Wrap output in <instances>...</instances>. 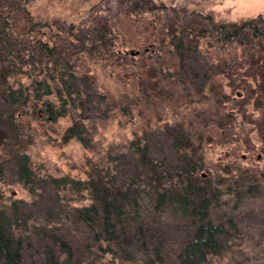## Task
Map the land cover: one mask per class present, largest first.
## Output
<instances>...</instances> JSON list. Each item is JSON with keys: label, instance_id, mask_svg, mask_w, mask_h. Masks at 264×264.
Returning <instances> with one entry per match:
<instances>
[{"label": "rangeland", "instance_id": "1", "mask_svg": "<svg viewBox=\"0 0 264 264\" xmlns=\"http://www.w3.org/2000/svg\"><path fill=\"white\" fill-rule=\"evenodd\" d=\"M152 1L156 6L164 5L167 10L126 14L124 9L129 6V0H0V30L5 25L6 45L12 49L16 48L14 36L20 34L22 40V37L31 36L34 31H41L45 35L43 38L49 39L50 36H65L70 26L76 31L93 27L101 31L102 28L108 32L106 40L114 44L111 49L119 47L121 52L132 56L133 59L129 60L140 65L137 71L145 76L141 81L143 83L133 91L127 80H123L125 86L120 85V80L116 79L113 69L109 67L111 49L107 53L105 49L100 56L82 52L76 55L78 46L71 49L72 56L78 58L75 62L82 65L88 77L95 80V93L107 97L110 103L122 100L120 105L123 109H114L110 105L108 108L104 103L100 106L94 100L95 103L89 104L86 110L77 108L54 121L47 120L39 105L34 110L24 111L26 113L19 124L23 126L22 135L16 137L17 134L11 130L7 137L2 138L0 135V163L4 167V177L0 180V209L8 208V212H11L14 205L21 219L28 218L29 223L37 225L53 221L60 211L62 218H68L69 228L74 225L72 209L88 204L89 194L82 189L84 198L80 199L77 190L70 187L69 183L57 186L52 180L83 183L91 180L98 169L107 168L112 174L113 167L118 163L122 177L117 174V179L131 181L139 192H150L158 185L159 174L149 173L150 178H147L135 170L131 145L143 147L146 144L155 162L174 165L180 153L176 154L169 148L168 135L173 134L181 140L183 135L178 132L181 130L188 134L189 143L186 145L184 142L187 155L199 160L200 167L196 174L200 181L197 180V184L200 186L218 179L224 183L219 187L210 211L211 222L223 224L225 228L226 232L220 238L223 249L204 264H264V138L260 137L262 134L256 125L261 108L255 104L254 98L244 102L242 109L233 105L234 101H241L242 97L234 95L227 87L228 79L223 75L213 76L211 80L219 86L216 87L218 90L222 88L226 96L217 98L210 92L204 76L198 75L195 65L192 66L194 80L187 79V84L184 80L177 83L179 77L173 66L178 63L177 58L171 54L164 56L156 50L144 54L143 50L149 47L142 48L146 45H143L146 33L148 38L149 33H154V37L150 38L153 41L167 24L173 28H177L178 24L182 28V25L188 24L209 29L213 23L233 24L258 17L263 20L264 0ZM150 44L153 45L152 42ZM207 46L208 40L201 39L199 47L203 53ZM205 59L213 64L219 61L213 56ZM151 67H155L156 72L161 69L162 74L147 79V71ZM27 70L28 78L26 74H17L9 77V85L13 88L20 85L27 87L36 73ZM45 71L48 79L58 76L49 73L48 68ZM1 84L5 82L0 78ZM121 93L126 95L127 100ZM133 94L137 96V102L132 101ZM59 104L57 102V108ZM223 106L233 109L235 119H230L233 125L229 123L228 130L234 136L229 135L224 128L215 129L207 123L210 113H215ZM242 110L248 118L244 119ZM73 123L84 125L87 148L75 138H65V131ZM241 131L246 132V135L241 136ZM15 141L22 144L23 152L30 160L35 181L32 194L16 179L11 153ZM233 150H236L234 154ZM171 174L173 178L177 177L174 172ZM221 192L224 194L220 196ZM139 195L141 207L148 209V199L143 194ZM152 218L154 224H151V232L155 234L148 243L153 250L157 241L169 264L188 240L192 230L191 221L181 210L173 207L163 208L157 217L151 211L145 214L147 222ZM68 235L66 237L69 240H76L74 247L79 252L76 254L79 258L83 248L78 242L83 235L77 234L80 237L76 238ZM129 249L137 259L142 257L141 245L135 238H132ZM112 259L107 256L103 262L134 264L116 259L112 262Z\"/></svg>", "mask_w": 264, "mask_h": 264}, {"label": "trees", "instance_id": "2", "mask_svg": "<svg viewBox=\"0 0 264 264\" xmlns=\"http://www.w3.org/2000/svg\"><path fill=\"white\" fill-rule=\"evenodd\" d=\"M129 1V6L124 9L126 14L136 11L167 10L162 4L156 6L152 0ZM4 26H1L2 30H0V78L5 82L4 85H0L2 138L7 137L9 130L17 134L16 137L22 135L23 126L19 124L22 115L26 113L24 111L34 110L38 105L46 114L48 121L63 117L77 108L86 110L89 104L95 102L98 103L97 105L101 106L104 103L107 107L110 105L122 111L123 107L120 105L122 100L110 103L107 97L95 93V80L88 77L86 71L82 70V65L79 66L75 62L78 58H74L70 53L71 49L74 50L77 46L79 49L76 55L82 52L85 55L90 53L100 56L105 49L107 53L114 44L109 39L106 40L108 32L106 33L104 29L101 28L100 31L99 28L93 27L76 31L70 26L65 36H50L49 39L43 38L45 35L41 31H34L31 36L22 37V40L20 34L14 36L16 48L12 49L6 45L8 41L4 38V35H7ZM180 26L178 24L177 28H173L167 24L160 31V36H155L156 44L154 40H150L154 37V33H149V38L146 33L147 38L143 41V45H148L142 48L149 47V49L143 50V53L156 50L158 53L162 52L164 56L171 54L177 58L178 63L173 64L180 78L176 79L177 83L179 80H184L185 84L187 79L193 81L192 77L195 75L192 66L195 65L198 68V75L204 76L210 92L217 98L226 96L222 88L218 90L216 87L219 86L211 80L217 75L226 77L227 87L234 95L242 97L241 101H234L233 105L242 109L244 102L247 103L254 98L255 104L261 108L256 125L262 134L260 137L264 138V19L258 17L233 24L213 23L209 29L191 27L188 24L182 25L183 28ZM201 39L208 40L204 53L199 47ZM151 42L153 45L150 44ZM111 51L108 55L109 58L111 57L109 67L113 69L114 76L120 80L122 86H125L123 80L129 81V87L135 91L145 77L144 73L137 71L141 66L131 62L129 59H133L132 56L121 52L119 47ZM212 56L219 59L218 64L205 59ZM46 68L50 70L49 73L53 72L58 76L48 79ZM27 69L36 72L27 87L23 88L20 85L18 88H13L9 85V77L17 74H26L28 78ZM155 72V67L148 69L147 79L151 80L154 76L162 74L161 69ZM121 95L126 98L124 93ZM131 96L132 101L137 102V96L135 94ZM93 97L95 99H92ZM57 102L60 103L58 108ZM220 109L210 113L207 123L212 128L216 127L220 130L224 128L223 130L229 132V123L233 122L230 119H235L233 109L224 106ZM242 111L245 114V111ZM246 118L248 115L245 114L244 119ZM178 132L183 135L181 140L173 134L168 135L169 148H172L176 154L180 153L174 165L170 163L161 165L155 162L150 157L149 147L146 144L143 147L131 145V159L135 170L140 171L147 178H150L149 173L159 174L156 182L158 185L156 184L150 192H139L131 181L124 178V180L117 179V174L121 176L122 172L118 163L113 167L112 174L107 168L98 169L91 180L83 183L52 180L57 186L69 183L70 187L77 190L80 199L84 198L82 191H87L89 194L88 204H81L72 209L74 225H70L69 228L68 218H62L60 211L53 221L37 225L29 223L28 218L21 219L18 208L14 205L11 207V212H8V208L0 209V264H105L103 259L107 256L113 258L112 262L116 259L134 264H167L160 244L155 241L157 245L153 250L149 244L155 234L154 231L153 235L151 232L154 218L150 222L145 220V214L149 211L157 217L165 207L181 210L192 225L188 240L169 264H204L210 257L219 255L223 249L220 238L226 231L223 224L211 222L210 211L215 195L217 196L219 187L224 183L222 179H218L216 182L209 181L200 186L197 184L196 181H200L196 174L200 167L199 160L187 155L185 143L186 145L189 143L188 134L181 130ZM85 133L83 124L73 123L65 131V138H75L87 148ZM240 134L243 136L246 132L241 131ZM229 135L234 136L232 132H229ZM15 142L11 153L16 179L32 194L35 191V181L30 160L23 152L22 144ZM235 151L233 150V154ZM173 172L176 178L172 177ZM3 177L4 167L0 163V180ZM139 194H143L148 199V209L141 207ZM223 194L224 192H221L220 196ZM67 234L75 238L80 237L77 234L84 236L80 237L82 240L78 242L83 248V253L78 255L80 259L76 256L79 252L77 253L74 247L76 240L74 242L69 240ZM132 238L141 245L142 257L139 259L129 249Z\"/></svg>", "mask_w": 264, "mask_h": 264}]
</instances>
